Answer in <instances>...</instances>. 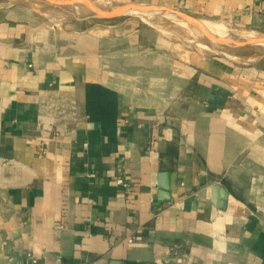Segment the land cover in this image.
<instances>
[{
	"label": "crops",
	"instance_id": "obj_1",
	"mask_svg": "<svg viewBox=\"0 0 264 264\" xmlns=\"http://www.w3.org/2000/svg\"><path fill=\"white\" fill-rule=\"evenodd\" d=\"M59 1L0 4V264H264V70L101 25L264 0Z\"/></svg>",
	"mask_w": 264,
	"mask_h": 264
},
{
	"label": "rangeland",
	"instance_id": "obj_2",
	"mask_svg": "<svg viewBox=\"0 0 264 264\" xmlns=\"http://www.w3.org/2000/svg\"><path fill=\"white\" fill-rule=\"evenodd\" d=\"M49 1L53 2L54 0ZM55 2L56 4L54 3V6L51 8L53 9L55 7V10L61 11L63 7L59 4L60 1L55 0ZM131 2L132 1L130 0H111L109 3L112 5H109L112 8H119L127 4L129 5ZM0 4L8 5L7 0H0ZM141 7L142 9L134 12L129 11L126 13L122 11L124 12L123 14L121 12L115 11L113 15H122V18L101 25L110 26L112 33L115 34H119L123 30L133 33L138 32L139 34L136 37L131 34L129 35L128 46L131 45L130 42L135 41V38H137L138 43L143 44L144 47L152 45L155 40L161 42L166 41L174 44L176 47L201 51L202 53H205L209 56L222 58L224 61L230 64L237 66H247L251 63V66L264 70V46H262L264 45V41H262L264 40V35L251 31V35L257 37L256 42H258L260 45L254 41H252V44L237 43L235 42L236 40L233 41L235 39L234 35H246L249 34V32L241 31V33H239L240 31H238L237 33V30L234 27L223 24L225 27L224 28L218 26L217 24H213L212 22L203 21L208 23V26H218H214L216 28V30H214V34L212 33L213 31L210 33L206 30H202L198 24L191 22L193 21L192 19L190 21L187 16L181 15L178 12L174 13V18L171 16V20L173 18L175 21L177 16V18L181 19V21L188 23L184 24L185 26L178 23V19L175 22L173 20L170 21L167 14L162 15L154 13L152 10H143L145 7ZM32 11L34 12L33 9ZM142 15H150L151 17L146 20L142 18ZM216 31L218 32L216 33ZM224 33L231 35V37L228 36L222 38L221 36Z\"/></svg>",
	"mask_w": 264,
	"mask_h": 264
},
{
	"label": "water",
	"instance_id": "obj_3",
	"mask_svg": "<svg viewBox=\"0 0 264 264\" xmlns=\"http://www.w3.org/2000/svg\"><path fill=\"white\" fill-rule=\"evenodd\" d=\"M8 1H10V2H12V0H8ZM147 10H152V11H154V12H157L158 10H160V9H156V8H148ZM135 11H136V9H135ZM134 12V11H133ZM193 21H191V18H190V21L191 22H194V23H198L199 21L198 20H194V19H192ZM213 24H217V23H214V22H212ZM221 25V24H220ZM223 26V25H222ZM224 27V26H223ZM225 28V27H224ZM206 31H208V30H206ZM208 32H210L211 33V31H208ZM241 36H243V37H241ZM234 37H235V39L233 40V41H235V42H239V43H243V44H252V41H251V39H249V38H246L245 37V35L244 34H237L236 36L234 35ZM239 37V38H238ZM262 46H264V45H262ZM169 184H168V182L166 181V180H163L161 183H160V186H159V192H158V197H157V205L158 204H161V203H163V202H166V201H168L169 200Z\"/></svg>",
	"mask_w": 264,
	"mask_h": 264
},
{
	"label": "bare ground",
	"instance_id": "obj_4",
	"mask_svg": "<svg viewBox=\"0 0 264 264\" xmlns=\"http://www.w3.org/2000/svg\"><path fill=\"white\" fill-rule=\"evenodd\" d=\"M70 2H72V1H70ZM79 2H80V0H79ZM74 4V3H73ZM76 5V4H75ZM110 5H112V4H110ZM74 6V5H73ZM104 7V6H103ZM55 8V7H54ZM54 8H53V10H54ZM104 8H106V7H104ZM40 9V8H39ZM139 13V12H138ZM52 14V13H51ZM110 14V13H109ZM45 15V14H44ZM151 15H153V14H151ZM151 16L150 15H142V18H144V19H149ZM173 17V16H172ZM174 18V17H173ZM173 18H172V20H173ZM178 18H177V16H176V20H177ZM175 20V21H176ZM179 21H178V23H180V24H182V25H184V24H188V23H186V22H184V21H181V19H178ZM174 21V20H173ZM174 21V22H175ZM196 24H198V26L202 29V30H208V31H213L212 33H214L215 34V32H214V30H216V28L214 27V26H216V25H214V26H208V23H206V22H203V21H200V22H198V23H196ZM224 24V23H223ZM218 26H220V27H223L222 25H220V24H217ZM226 25V24H225ZM185 26V25H184ZM187 26V25H186ZM218 26H216V27H218ZM197 28V27H196ZM200 29V30H201ZM186 32V31H185ZM218 31H216V33H217ZM244 32H249V31H244ZM237 33H238V31H237ZM239 33H241V31L239 32ZM228 36H230L231 37V35H229V34H226V33H224L221 37L222 38H224V37H228ZM243 37V36H242ZM245 37L246 38H249V39H251V41H254V42H256L257 40V37H254V35H251V32H249V34H246L245 35ZM260 38V37H259ZM262 41H264V40H262ZM196 43V42H195ZM256 43H258V42H256ZM256 43H254V44H256ZM197 44V43H196ZM259 44V43H258ZM201 45V44H200ZM260 45V44H259Z\"/></svg>",
	"mask_w": 264,
	"mask_h": 264
},
{
	"label": "built area",
	"instance_id": "obj_5",
	"mask_svg": "<svg viewBox=\"0 0 264 264\" xmlns=\"http://www.w3.org/2000/svg\"><path fill=\"white\" fill-rule=\"evenodd\" d=\"M116 183H117L119 186L123 187V188L127 187V184H126L122 179H117V180H116ZM127 242H128V243H131V242H132V239L129 238V239L127 240ZM24 264H37V260L35 259V257H34L31 253H28V254L26 255V258H25V262H24Z\"/></svg>",
	"mask_w": 264,
	"mask_h": 264
},
{
	"label": "trees",
	"instance_id": "obj_6",
	"mask_svg": "<svg viewBox=\"0 0 264 264\" xmlns=\"http://www.w3.org/2000/svg\"><path fill=\"white\" fill-rule=\"evenodd\" d=\"M100 95H103L102 92H100Z\"/></svg>",
	"mask_w": 264,
	"mask_h": 264
}]
</instances>
